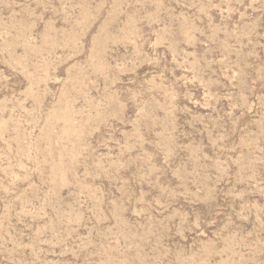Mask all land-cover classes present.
Returning <instances> with one entry per match:
<instances>
[{
    "label": "rangeland",
    "instance_id": "374dc122",
    "mask_svg": "<svg viewBox=\"0 0 264 264\" xmlns=\"http://www.w3.org/2000/svg\"><path fill=\"white\" fill-rule=\"evenodd\" d=\"M0 264H264V0H0Z\"/></svg>",
    "mask_w": 264,
    "mask_h": 264
}]
</instances>
